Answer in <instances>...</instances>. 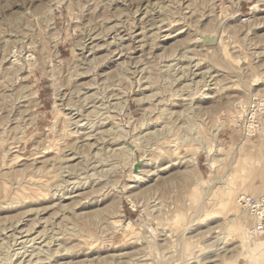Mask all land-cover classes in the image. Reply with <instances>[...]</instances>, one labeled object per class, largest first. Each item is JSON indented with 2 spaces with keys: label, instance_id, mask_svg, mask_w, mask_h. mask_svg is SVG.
<instances>
[{
  "label": "rangeland",
  "instance_id": "374dc122",
  "mask_svg": "<svg viewBox=\"0 0 264 264\" xmlns=\"http://www.w3.org/2000/svg\"><path fill=\"white\" fill-rule=\"evenodd\" d=\"M260 94L264 0H0V264H221L240 244L225 224L234 216L264 246L236 202L264 193V133L240 139L235 128L238 103ZM125 100L110 115L129 134L115 140L103 117ZM145 110L160 139L120 159ZM184 132L224 160L193 155ZM131 162H142L137 182ZM209 227L229 232L226 257L213 256L223 244L203 249Z\"/></svg>",
  "mask_w": 264,
  "mask_h": 264
},
{
  "label": "bare ground",
  "instance_id": "6f19581e",
  "mask_svg": "<svg viewBox=\"0 0 264 264\" xmlns=\"http://www.w3.org/2000/svg\"><path fill=\"white\" fill-rule=\"evenodd\" d=\"M255 8V7H254ZM158 10H159V8H158ZM148 11V10H147ZM145 15H147V14H145ZM142 22V21H141ZM50 25V24H49ZM153 25H154V23H153ZM52 29V28H51ZM149 32V31H148ZM53 39H55V37H53ZM90 39V38H89ZM205 41H207V39H205ZM80 46H83V44L82 45H80ZM94 48V47H93ZM94 52H95V50H92V52L90 53V55H93L94 54ZM82 61V60H81ZM94 61H95V63L98 61H96L95 59H94ZM92 63H93V60H92ZM95 66V65H94ZM9 69V68H8ZM76 72H77V70H76ZM79 72V73H78ZM75 75H79L81 72L80 71H78ZM83 74V73H82ZM55 74L52 72V80H53V82H52V84H53V87H54V94H53V96H54V99H55V101H61V99H63V98H61L60 97V90H59V87L57 86V84H58V82H57V78L54 76ZM81 75V74H80ZM79 75V76H80ZM83 76V75H82ZM183 76V75H182ZM205 79V78H204ZM203 79V80H204ZM90 84H88V86H89ZM81 89V88H80ZM86 89V88H85ZM88 89V88H87ZM261 95V94H260ZM35 96V95H34ZM33 96V94H26L25 96H21L20 98H23V99H26L27 97L29 98H33L34 97ZM91 97V96H90ZM144 99V98H143ZM143 99L141 98L140 99V101H143ZM23 101V100H22ZM54 101V102H55ZM87 102V101H86ZM191 103V102H190ZM189 103V104H190ZM61 105V104H60ZM87 105V104H86ZM186 106H188V108H189V105H186ZM191 106V105H190ZM194 106V105H193ZM111 108H113L112 110H108V113L109 114H106V116L105 117H103L104 118V121L105 120H109L106 124L108 125H110V128L108 129V130H110V132L112 131L111 129H114L115 128V130L117 129V128H120L119 130H117L116 131V133L112 136V137H115V140H117V139H119L120 140V138L121 137H126L128 134H129V131H127V130H125L124 128H122L121 127V125H116V127H113V124L114 123H112V120H114V117L113 116H111L110 115V113H113V112H124V111H126V108H127V103H126V100L125 101H123V102H118L117 104H113V106H111ZM64 109V108H63ZM107 109V108H106ZM105 110V109H104ZM115 110V111H114ZM152 110V109H151ZM151 110L149 109V111L151 112ZM67 111V110H66ZM91 111H93V110H91ZM90 111V112H91ZM146 111H148V110H145V112H144V114H143V116L135 123V125H134V129L135 130H137V132L135 133L134 132V134L135 135H131L133 138H132V140H131V142L132 143H128V145H127V143L125 144L123 141L121 142V144L123 143V146H121L119 149L118 148H116L118 151H117V153H116V155H117V157H119L120 159L122 158V157H124V158H127V157H130V154L131 153H133V151H132V149L131 148H129V145H132V147L134 146V148H135V146L136 145H138V143L140 142L139 140L141 139V142H142V139H147V138H150L151 136H155V137H157V139H160L159 138V135L160 134H158V132L159 131H157V129L155 130V131H151V129H150V123L151 122H149V119H148V117H147V114H146ZM96 112V111H95ZM106 112V111H105ZM91 113H93V112H91ZM163 113V112H162ZM63 114V113H62ZM70 114V113H69ZM72 114V113H71ZM71 114L69 115V116H71ZM75 114V113H74ZM88 113H86V115H87ZM96 114V113H95ZM95 114H93V115H95ZM65 115V114H64ZM73 115V114H72ZM161 115V114H160ZM66 116V115H65ZM92 116V115H91ZM71 118H69V119H67V120H70ZM85 121V120H84ZM67 122V121H66ZM70 123V122H69ZM103 123V122H102ZM102 123H100V124H95L94 126H95V130L96 129H99V128H101L102 127ZM72 124H75L76 126H77V124H78V122H74V123H72ZM154 124V123H153ZM85 125V124H84ZM125 125V124H124ZM152 125V124H151ZM73 126V125H72ZM88 126H90V125H88ZM221 123L217 120L216 121V125H215V127H214V129H213V131L211 130L210 131V136H211V139L212 140H214L215 138H216V136H217V133L219 132V130H220V128H221ZM64 128V127H63ZM85 128V127H84ZM170 128H171V126H170ZM184 128V127H183ZM185 128H187V126L185 127ZM191 128V127H190ZM189 128V129H190ZM103 129V128H102ZM134 129H133V131H134ZM150 129V130H149ZM20 130V129H19ZM101 130V129H100ZM187 130V129H186ZM66 131H68V129L66 130ZM104 131H105V133L107 132V130H102V132L104 133ZM189 131V130H188ZM187 131V132H188ZM65 132V131H64ZM77 132V131H76ZM101 132V131H100ZM181 132V131H180ZM103 133H101V134H103ZM162 133V132H161ZM185 133V132H184ZM75 134V133H74ZM92 135V133L89 135H87L88 137L89 136H91ZM178 135V134H177ZM180 135V134H179ZM189 134H187L186 135V133L185 134H182L180 137H179V139L181 140V142H186V141H189V140H195L196 141V143H197V145H199V148L197 149V150H194V151H192V154L193 155H196V154H198L200 151H204V153L206 154V156H207V161H208V163L210 164V165H213V164H216V163H218V162H221V161H223L224 160V157L222 156V155H220L219 153H218V148H216V147H210L206 142H204L203 140H201L200 139V137L197 135V136H188ZM18 138V137H17ZM131 139V138H130ZM129 139V140H130ZM155 139V138H154ZM121 140H123V139H121ZM126 140V139H125ZM107 141H109V140H107ZM139 141V142H138ZM156 141V140H155ZM95 142H96V139H95ZM111 142V141H110ZM120 142V141H119ZM140 142V143H141ZM148 142V141H147ZM75 143V142H74ZM120 144V143H119ZM120 144V145H121ZM143 143H141V145H142ZM75 145V144H74ZM92 145H94V144H91V145H89V147H91ZM109 145V144H108ZM146 145V144H145ZM67 148H68V146H67ZM103 149V148H102ZM69 150H71V149H69ZM264 151V144H262V146L260 147V152L261 151ZM72 152V151H71ZM75 152V151H74ZM73 152V153H74ZM78 152V151H77ZM89 152V151H88ZM101 153V152H100ZM89 154V153H88ZM65 155V154H64ZM71 155H72V153H71ZM76 155H77V153H76ZM75 155V153L73 154V156L75 157L76 156ZM95 155V154H94ZM97 155V154H96ZM93 156V155H92ZM100 156H101V154H100ZM131 156H133V155H131ZM72 157V156H71ZM71 157L70 158H68V157H66V156H64V157H62L61 159H63L64 160V162H66V161H69L70 159H71ZM55 158V157H54ZM85 158H87V157H85ZM107 158V157H106ZM116 158V157H115ZM60 159V158H59ZM137 159V158H136ZM140 159V158H139ZM250 159V158H249ZM88 160V159H87ZM124 160V159H123ZM89 161H91V160H89ZM100 161V160H99ZM114 161V160H113ZM119 161V160H118ZM128 161V160H127ZM139 161V160H138ZM145 161V160H144ZM249 160H247V161H245V163H249L248 162ZM85 163V165H86V162H84ZM112 163V162H111ZM141 163L142 162H136V163H133V162H131V163H129L128 164V172H129V175H131L135 180H133V181H139V180H141L142 179V176L145 174L144 173V171L141 169V167H140V165H141ZM191 163H194V161H192L191 160ZM63 164V163H62ZM81 164V163H80ZM94 165H95V163H93ZM103 164V163H102ZM109 165V164H108ZM248 165V164H247ZM249 165H252L251 163H249ZM84 166V165H83ZM67 167V166H66ZM78 167V166H77ZM187 167V166H186ZM69 168V167H68ZM59 169H61V167L59 168ZM63 169H65V168H63ZM67 169V168H66ZM93 169H95V168H93ZM111 169V168H110ZM36 170V169H35ZM69 170V169H68ZM80 170V169H79ZM78 170V171H79ZM83 170V169H82ZM81 170V171H82ZM64 171H66V170H64ZM70 171V170H69ZM85 171V170H84ZM38 173V172H37ZM66 173V172H65ZM75 173V172H74ZM95 173V172H94ZM190 171L189 170H185V171H183V175H185V176H190ZM89 174V173H88ZM181 174V173H180ZM92 175V174H91ZM184 177V176H183ZM144 178V177H143ZM100 179V178H99ZM190 180V179H189ZM218 180H220V179H218ZM217 180V182H224V180H221V181H218ZM85 182V181H84ZM263 182H264V179H263ZM262 182V183H263ZM29 183V182H28ZM27 183V184H28ZM34 183V182H33ZM219 183H217V184H219ZM35 184V183H34ZM40 184V183H39ZM137 184V183H136ZM221 184V183H220ZM252 184V183H251ZM264 184V183H263ZM57 185V184H56ZM226 185V184H225ZM62 186V185H61ZM125 186V185H124ZM55 187V186H54ZM201 187V186H200ZM199 187V188H200ZM227 187V186H226ZM49 188V187H48ZM57 188V187H56ZM202 189H200V192H201V194L203 195H201L202 196V200L205 202V200H206V203H207V201H208V197L206 196V188L205 187H201ZM210 188V187H209ZM225 188V187H224ZM264 188V187H263ZM31 189V188H30ZM42 189V188H41ZM104 189V188H103ZM195 189V188H194ZM226 189V188H225ZM227 189H229V188H227ZM33 190V189H32ZM207 190H209V189H207ZM198 192H199V190H198ZM253 193V192H252ZM252 193H250V194H252ZM194 194V193H193ZM229 194H231L230 193V191H229V193L227 194V195H225V194H220V196H221V198L219 199V201H218V203H217V206H221V209L222 210H226V211H228L227 210V206H228V201L230 200V195ZM263 194V193H262ZM21 195V194H20ZM33 195V194H32ZM40 195V194H39ZM195 195V194H194ZM193 195V196H194ZM260 195V194H259ZM193 196H192V198H193ZM209 196V195H208ZM252 196H257V195H252ZM238 198V197H237ZM236 202H237V200H236ZM237 205H238V202H237ZM238 207H239V205H238ZM240 209V208H239ZM66 210V209H65ZM101 211V210H100ZM230 211V210H229ZM104 213V212H103ZM231 216V215H230ZM84 217V216H83ZM233 217V216H232ZM228 218V217H227ZM237 217H235L234 216V218H232V219H230L229 221H228V224L227 223H225L227 226H229V228H232L233 229V232H235L237 235H238V237H239V240H240V244H239V246H236V248L235 249H237V253L236 254H231V255H229V257H228V255H227V257L228 258H226V259H228V261H225V262H221V264H236V262H237V256L238 255H243L244 257H246L247 259H248V261H249V264H263V262H264V253H263V244L261 243V242H257V241H255V242H253V243H248V236L245 234V228H243V225H242V223L240 222V220H238V219H236ZM14 222V221H13ZM53 224V223H52ZM113 225V224H112ZM119 225V224H118ZM100 226V225H99ZM219 226V225H218ZM55 227V226H54ZM103 227V226H102ZM219 227H221V226H219ZM59 228V227H58ZM122 229L124 228L123 226L121 227ZM218 227H209L208 229H207V233H208V238H211V239H213V241H211V242H208V241H206L207 243L206 244H204L203 245V249H210V247H213V246H219V245H221V244H223L222 245V247H215L216 249L214 250V251H216V252H214V254H213V256H216V257H226V253L228 254L229 252H231V250L230 249H227V247L225 246V239H226V236H228V234H229V232H227L226 231V236H225V234H223V231H221V228H219V229H217ZM1 229V228H0ZM115 229V228H114ZM62 230V229H61ZM224 230V229H223ZM28 232V231H27ZM56 232V231H55ZM68 232H70V231H68ZM225 233V232H224ZM249 235V234H248ZM250 237V236H249ZM205 238V237H204ZM15 239V238H14ZM254 239V238H253ZM11 240V239H10ZM262 240V239H261ZM21 241V240H20ZM263 241V240H262ZM187 243H189L188 241H186ZM264 242V241H263ZM32 243V242H31ZM192 242H190V244H191ZM200 243V242H199ZM198 245H196V248H198L197 247ZM200 248H202L201 246H199ZM20 249V248H19ZM37 249V248H36ZM40 249V248H39ZM184 249H186V248H184ZM188 249H190V248H188ZM60 250V249H59ZM198 252L200 251V249H196ZM21 251H22V249H21ZM61 251V250H60ZM192 251V250H191ZM213 251V250H212ZM196 252V251H195ZM202 252V251H201ZM208 252V251H207ZM30 253H32V252H30ZM223 253V254H222ZM56 254V253H55ZM196 254V253H195ZM204 254V253H203ZM222 254V255H221ZM212 255V254H211ZM210 255V256H211ZM192 256V255H191ZM190 256V257H191ZM195 256V255H194ZM6 257V256H5ZM197 256H195V257H193L192 256V258L193 259H195ZM36 258V257H35ZM202 259V258H201ZM200 259V260H201ZM190 260V259H189ZM218 260H219V258H218ZM198 261V262H197ZM212 261H215V260H212ZM212 261H207V262H205V263H208V262H212ZM38 263H40V262H38ZM190 263V262H189ZM191 263H196V264H200L199 263V260H194L193 262H191ZM15 264V263H14ZM20 264V263H19Z\"/></svg>",
  "mask_w": 264,
  "mask_h": 264
},
{
  "label": "built area",
  "instance_id": "2783aa9c",
  "mask_svg": "<svg viewBox=\"0 0 264 264\" xmlns=\"http://www.w3.org/2000/svg\"><path fill=\"white\" fill-rule=\"evenodd\" d=\"M238 108L240 116L235 128L240 139H253L264 133V95L254 96L245 103L239 102ZM237 202L240 211L252 222L249 236L264 241V193L257 196L242 194Z\"/></svg>",
  "mask_w": 264,
  "mask_h": 264
},
{
  "label": "crops",
  "instance_id": "0c3cea01",
  "mask_svg": "<svg viewBox=\"0 0 264 264\" xmlns=\"http://www.w3.org/2000/svg\"><path fill=\"white\" fill-rule=\"evenodd\" d=\"M256 240H258V239H256Z\"/></svg>",
  "mask_w": 264,
  "mask_h": 264
}]
</instances>
